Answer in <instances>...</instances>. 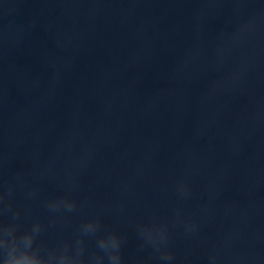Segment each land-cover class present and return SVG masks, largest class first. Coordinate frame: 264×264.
Listing matches in <instances>:
<instances>
[{"label":"water","instance_id":"1","mask_svg":"<svg viewBox=\"0 0 264 264\" xmlns=\"http://www.w3.org/2000/svg\"><path fill=\"white\" fill-rule=\"evenodd\" d=\"M0 194L89 264H264V0H0Z\"/></svg>","mask_w":264,"mask_h":264},{"label":"clouds","instance_id":"2","mask_svg":"<svg viewBox=\"0 0 264 264\" xmlns=\"http://www.w3.org/2000/svg\"><path fill=\"white\" fill-rule=\"evenodd\" d=\"M0 200H3V194H0ZM61 205H64L69 211L75 207L74 201L71 200L52 201L49 207L55 211ZM11 207L12 202L9 200L7 205H5V210L11 209ZM18 215V211L14 212L11 222L4 223L0 221V258H2V264H89L84 258L82 236L75 241L74 251L71 250L69 242L47 248L42 244L36 243L41 224L36 222L31 230L19 231L18 225L15 223ZM98 227L99 224L96 220H88L81 226L84 233L91 234H95ZM141 232L146 240L156 245L166 240L163 227L159 229L145 227L141 229ZM97 243L101 250L108 253L109 264H119L121 259V239L115 232L107 236H100ZM163 258L170 260L172 255L170 252L165 251ZM101 262V256L94 255L92 257V264H101Z\"/></svg>","mask_w":264,"mask_h":264}]
</instances>
